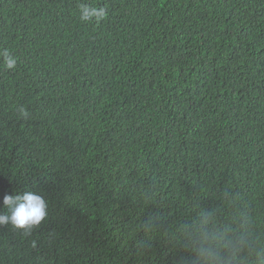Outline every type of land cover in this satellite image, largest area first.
I'll return each instance as SVG.
<instances>
[{
	"label": "trees",
	"instance_id": "16d2710c",
	"mask_svg": "<svg viewBox=\"0 0 264 264\" xmlns=\"http://www.w3.org/2000/svg\"><path fill=\"white\" fill-rule=\"evenodd\" d=\"M80 1L108 20L84 24ZM219 5L0 0V53L17 58L0 56V214L29 189L47 204L30 233L0 225V264H200L207 218L239 241L236 264H264V0H235L225 27ZM119 141L133 163L113 175ZM227 144L252 163L229 186ZM187 177L191 230L171 217L143 230L134 201Z\"/></svg>",
	"mask_w": 264,
	"mask_h": 264
},
{
	"label": "clouds",
	"instance_id": "9594fccd",
	"mask_svg": "<svg viewBox=\"0 0 264 264\" xmlns=\"http://www.w3.org/2000/svg\"><path fill=\"white\" fill-rule=\"evenodd\" d=\"M233 0H219V7L223 12L217 14L219 25L228 26L233 20ZM87 1L77 3V18H80L84 24L86 22L101 23L106 22L110 16V10L105 3L88 4ZM77 35V33H75ZM3 57L4 65L7 69H14L17 65V58L7 51L0 53ZM18 114L22 118L28 116L26 108L21 106ZM123 144L119 141L111 150L113 159L107 167L113 175H120L126 172L130 163H133L132 157L128 156L123 149ZM223 156L226 162V179L233 182L234 177L243 175L248 165L247 175H250L252 163L245 161V148L232 151V144H227ZM245 162V163H244ZM235 170V171H234ZM198 188V182L194 183L191 177L172 178L159 181L149 186L141 193L137 201L133 203L132 214L136 217L141 228L149 233L154 226L169 222V218H175L174 221L183 224L186 229L192 227V217L196 210V202L199 200L195 194ZM3 204L8 208V213L0 214V225L11 224L17 229H23L30 233L38 226L47 215V204L45 199L32 193L29 189L23 195H8L4 197ZM264 210V199L261 201ZM208 219L206 224L200 230L198 238V255L200 264H236L238 259L239 241L232 236L223 233L213 232L211 230L212 220ZM170 238L166 236H161Z\"/></svg>",
	"mask_w": 264,
	"mask_h": 264
},
{
	"label": "water",
	"instance_id": "95a60500",
	"mask_svg": "<svg viewBox=\"0 0 264 264\" xmlns=\"http://www.w3.org/2000/svg\"><path fill=\"white\" fill-rule=\"evenodd\" d=\"M220 135V131L215 129V127L211 130L209 136H213L214 138L218 139Z\"/></svg>",
	"mask_w": 264,
	"mask_h": 264
}]
</instances>
